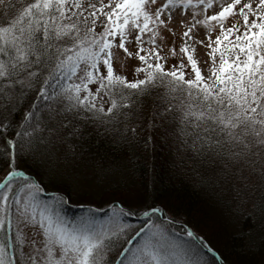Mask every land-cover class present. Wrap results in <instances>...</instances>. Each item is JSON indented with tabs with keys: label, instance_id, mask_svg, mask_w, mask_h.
Instances as JSON below:
<instances>
[{
	"label": "snow or ice",
	"instance_id": "obj_1",
	"mask_svg": "<svg viewBox=\"0 0 264 264\" xmlns=\"http://www.w3.org/2000/svg\"><path fill=\"white\" fill-rule=\"evenodd\" d=\"M93 132L172 143L174 168L264 230V0H0V264H223L125 169L80 162Z\"/></svg>",
	"mask_w": 264,
	"mask_h": 264
},
{
	"label": "trees",
	"instance_id": "obj_2",
	"mask_svg": "<svg viewBox=\"0 0 264 264\" xmlns=\"http://www.w3.org/2000/svg\"><path fill=\"white\" fill-rule=\"evenodd\" d=\"M175 147L170 142L156 141L148 150L142 147L130 150L114 144L109 136H97L93 132L78 151L82 149L80 162L90 169L100 165L97 171L108 175L125 169L134 177L135 187L145 194L148 203L155 200L169 216L176 217L175 223L169 221L171 230L179 236L184 226L193 229L217 250L223 264H264V230L258 226L252 229L248 217L234 218L233 211L220 199V189L201 186L196 172L185 167L174 168L170 161ZM48 193L55 194L52 189ZM92 199L98 217L101 211L107 213L102 194ZM82 204L87 206L82 199L74 198L66 215L79 216ZM244 210L250 208L245 205ZM131 220L139 223L136 217Z\"/></svg>",
	"mask_w": 264,
	"mask_h": 264
},
{
	"label": "rangeland",
	"instance_id": "obj_3",
	"mask_svg": "<svg viewBox=\"0 0 264 264\" xmlns=\"http://www.w3.org/2000/svg\"><path fill=\"white\" fill-rule=\"evenodd\" d=\"M161 2H162V0H157V4H159ZM171 27H173L175 29V32H176L174 46L178 50L180 42H181L180 33L182 31V28L179 27L176 23H173L171 25ZM164 35H165L166 39L168 40V42L171 43L172 42L171 35L168 34L167 32H165ZM201 38H203V37L201 36ZM116 53H117L118 56H123L122 50H118L117 49ZM196 56L198 57V63L207 61V59H208L205 49L203 47H201L199 44H197V46H196ZM123 63L125 65V68H130L131 66L136 65L138 63V61L134 57H126V58L123 59ZM167 63L168 64L176 63V58L175 57H169ZM200 66H201L202 72H204L206 74L207 73V65L204 64V63H200ZM117 68H119V62L114 61V69H117ZM184 71L187 73L188 69L186 68V69H184ZM123 74L128 75L129 78H131V75H130V73L128 71H124ZM0 178H2V177H0ZM51 196H53V194L49 195V193H46V198H51ZM104 214H106L105 210L100 212V216H102ZM69 215H71V214H69ZM69 217H72V216H69Z\"/></svg>",
	"mask_w": 264,
	"mask_h": 264
}]
</instances>
